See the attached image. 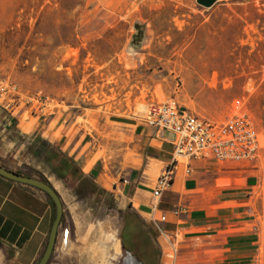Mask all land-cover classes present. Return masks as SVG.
Returning a JSON list of instances; mask_svg holds the SVG:
<instances>
[{
    "label": "rangeland",
    "instance_id": "rangeland-1",
    "mask_svg": "<svg viewBox=\"0 0 264 264\" xmlns=\"http://www.w3.org/2000/svg\"><path fill=\"white\" fill-rule=\"evenodd\" d=\"M0 85L14 104L60 109L80 122L129 113L141 119L152 102L166 100L217 121L244 110L264 138V0L211 7L197 0H0ZM255 167L259 242L251 264H264V149ZM74 192L84 214L104 222V249L107 233L118 237L124 210L111 193L80 185Z\"/></svg>",
    "mask_w": 264,
    "mask_h": 264
},
{
    "label": "crops",
    "instance_id": "crops-1",
    "mask_svg": "<svg viewBox=\"0 0 264 264\" xmlns=\"http://www.w3.org/2000/svg\"><path fill=\"white\" fill-rule=\"evenodd\" d=\"M78 118L60 109L14 104L0 92V165L45 177L64 203L56 256L48 264H106L100 242L104 222L91 221L74 192L81 176L116 197L125 212L118 238L132 254L154 246L160 250L158 264H251L259 242L252 203L255 165L194 158L187 174L181 160L172 185L155 197L157 179L172 161L174 135L157 132L130 113ZM66 158L68 167L62 164ZM54 217L46 192L0 174V264H37ZM171 242L180 247L174 259ZM112 255L109 251L113 264Z\"/></svg>",
    "mask_w": 264,
    "mask_h": 264
},
{
    "label": "built area",
    "instance_id": "built-area-1",
    "mask_svg": "<svg viewBox=\"0 0 264 264\" xmlns=\"http://www.w3.org/2000/svg\"><path fill=\"white\" fill-rule=\"evenodd\" d=\"M12 88L15 89V86ZM239 104L242 101H238L236 107ZM141 120L157 132L167 131L174 135L172 161L157 179L153 191L155 197H161L172 185L181 160L187 162L185 171L190 174V160L194 158L214 159L232 166H256L263 154V135L254 119L244 110H237L225 120L217 121L191 111L174 100H166L152 102ZM180 210L175 209L174 212L177 214ZM162 218L166 219L165 216ZM170 244L169 256L174 259L180 247L176 242Z\"/></svg>",
    "mask_w": 264,
    "mask_h": 264
},
{
    "label": "water",
    "instance_id": "water-1",
    "mask_svg": "<svg viewBox=\"0 0 264 264\" xmlns=\"http://www.w3.org/2000/svg\"><path fill=\"white\" fill-rule=\"evenodd\" d=\"M217 1L218 0H197V2L200 5L205 6V7H211ZM0 174L14 181L37 187L43 190L44 192H46L51 197L54 203V206H55V217H54V221L52 224L48 243L45 247V250L42 256L37 262V264H48L54 252L59 226L64 216V203H63L62 197L60 196L58 191L51 185L50 182L45 181L41 178L25 175L20 172L10 170L2 165H0ZM126 253H128V256L126 258L127 262L130 261L133 263L134 261H136V262H139V264H144L142 260H140L137 256L132 254L130 251L126 250Z\"/></svg>",
    "mask_w": 264,
    "mask_h": 264
},
{
    "label": "trees",
    "instance_id": "trees-1",
    "mask_svg": "<svg viewBox=\"0 0 264 264\" xmlns=\"http://www.w3.org/2000/svg\"><path fill=\"white\" fill-rule=\"evenodd\" d=\"M62 164L65 167H68V165L72 164V163H70V159L66 158L64 160L62 159ZM41 179H43L45 181H48L45 177H41ZM80 186H82V187H90L93 190H95L96 187H97L96 184L88 176H81ZM99 191L103 192V193H106V191H102V190H99ZM129 222L130 221H127V219H126L125 226H124V229H123V235H122L124 239L126 237L125 231L129 232V228H130V223ZM123 248L125 250H128V247H126L124 241H123ZM139 251H140V255L139 254L136 255L134 253L133 254L135 256H137L140 260H142L144 264H158L159 257H160L159 248L154 247V246H152V247H141Z\"/></svg>",
    "mask_w": 264,
    "mask_h": 264
},
{
    "label": "bare ground",
    "instance_id": "bare-ground-1",
    "mask_svg": "<svg viewBox=\"0 0 264 264\" xmlns=\"http://www.w3.org/2000/svg\"><path fill=\"white\" fill-rule=\"evenodd\" d=\"M145 104L142 103L141 105V110H145ZM144 108V109H142ZM107 235V241H108V245H104V251L106 252L105 255L106 256H109V250H112L113 251V258H117L120 253H121V242H120V239L117 237L116 233L113 231V232H109L106 234ZM128 256V253L126 252H123V248H122V254H121V257L120 259L118 260V263L119 264H139V262H136L134 261L133 263L130 262V261H126V258ZM110 257V256H109ZM111 263V262H110ZM108 263V264H110Z\"/></svg>",
    "mask_w": 264,
    "mask_h": 264
},
{
    "label": "flooded vegetation",
    "instance_id": "flooded-vegetation-1",
    "mask_svg": "<svg viewBox=\"0 0 264 264\" xmlns=\"http://www.w3.org/2000/svg\"><path fill=\"white\" fill-rule=\"evenodd\" d=\"M118 262V261H117Z\"/></svg>",
    "mask_w": 264,
    "mask_h": 264
}]
</instances>
